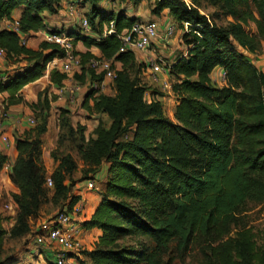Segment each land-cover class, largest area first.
<instances>
[{
    "label": "trees",
    "instance_id": "trees-1",
    "mask_svg": "<svg viewBox=\"0 0 264 264\" xmlns=\"http://www.w3.org/2000/svg\"><path fill=\"white\" fill-rule=\"evenodd\" d=\"M80 1L90 5L92 30L103 34L104 24L111 20L116 27V33L99 40L80 31L75 34L113 61L115 93L89 89L82 103L90 115L106 114L110 124L100 117L95 137L87 139L86 126L75 127L70 111L60 108L61 128H68L69 140H80L82 174L95 176L108 164L101 201L84 222L87 229L102 231L94 248L85 251L91 264H171V257L163 261L170 245L177 242L185 250L196 236L214 238L204 252L205 264H264L259 233L242 226L237 216L248 201H264V72L248 54L263 51L264 0H206L232 17L226 25L214 22L218 14L201 12L203 0H155L153 14L168 9L177 29L186 21L191 23L181 35L188 55H178L170 68V79L176 80L172 84L175 120L166 115L157 98L165 93L143 82L146 64L137 60L133 50H123L118 36L141 18L128 16L125 7L103 10L102 3L110 0ZM61 2L0 0V47L8 60L30 62L15 75L0 76V93H8L6 109L23 101L20 90L43 76L50 61L64 57L65 51L47 40L38 49L27 45L31 32L47 29L44 13H57ZM19 7L16 26H4V21L14 24L13 12ZM78 54L82 71L75 73L76 80L84 83L90 76L102 81L103 75L95 76L89 67L96 56L90 51ZM116 62L121 63L119 68ZM217 66L226 73L221 86L211 78ZM49 77L61 87L67 74L53 68ZM147 96L155 99L149 102ZM34 105L40 110L37 123L17 139L19 154L10 173L19 188L13 194L18 206L13 236L26 233L29 221L41 216L45 204L71 209L81 198L71 195L73 186L67 183L79 168L71 153L58 156L52 151L59 165L50 175L54 188L47 186L42 135L47 131L49 100L39 99ZM7 160L0 152V170ZM3 219L0 215V253L8 234ZM232 227L235 237L226 238ZM125 238L136 241L125 244ZM11 263L8 257L0 261Z\"/></svg>",
    "mask_w": 264,
    "mask_h": 264
},
{
    "label": "crops",
    "instance_id": "crops-1",
    "mask_svg": "<svg viewBox=\"0 0 264 264\" xmlns=\"http://www.w3.org/2000/svg\"><path fill=\"white\" fill-rule=\"evenodd\" d=\"M145 1L147 0H139L138 4L135 5V2L133 0H126L125 2H122L120 0H110L105 1L102 3L103 10L105 11H112V10H119L126 8V13L128 16L133 17H144L145 20H155L159 23L161 30H164L166 22L173 21L172 16L170 15V12L168 9H165L162 11L160 15H155L151 11L148 13H140L137 12L136 9L140 7ZM155 1V0H153ZM151 3V2H150ZM62 6L60 10L57 13H44V20L45 24L47 26L46 30H39V31H33L30 33L29 38L27 39V45L33 49H38L39 45L42 41L46 40V36L48 34V30H56L59 32H62L64 34L69 35L73 39V44L75 47L76 52L78 53H86L87 51H90L95 56H101L102 53L100 49L97 46H91L87 47L85 43L82 40L76 39V32L80 31L84 36L93 37L97 40L103 38L104 35V29L106 27V24H104L103 28V34H99L96 30H84L81 27L80 19L82 17H87L90 10V5L88 3H83L80 0H62L61 2ZM132 5V6H131ZM118 7V8H117ZM151 7H154V5L151 3ZM85 8H89V10H85ZM22 8L19 7L14 10L13 17L15 19L14 24L9 23V21H4V26L14 27L16 26V22L18 18L20 17ZM86 12V13H84ZM253 29H255V25H252ZM81 29V30H80ZM181 30L178 28L176 33H179V44L177 47L173 46L169 49L166 48V46L162 42H158V45L156 48L149 50L147 53H141V58L139 59L137 56V60L139 62H146L148 57L156 58L155 51L156 49L160 50L161 52H165L164 55L167 54L169 57L168 63L173 64L176 62L178 55H176L177 48L182 49L184 51L182 55L187 51L186 45L182 42L181 39ZM175 33V34H176ZM175 34L173 37H175ZM37 39V40H36ZM161 39V37L159 38ZM168 45L174 44V38L167 39ZM168 52V53H167ZM251 57V61L258 66L263 72H264V47L263 51L259 54H253L249 53ZM30 62L28 60L23 61H11L8 60L5 56L0 57V76L9 74V75H15L17 72L23 71ZM54 63H51L50 68L45 69L44 75L41 76L39 79L28 83L25 85L19 92V94L22 96L23 101L9 106L7 109L5 108V98L7 97L8 93L3 92L0 93V135H5L9 138V142H5L0 137V152L3 154H6L8 156L7 163H5L4 167L0 170V215L4 218L3 219V226L6 228V223L8 221V217L10 215L15 216L17 213L18 206L13 198L14 193L19 192V188L12 182L10 178V173L12 170L13 165L15 164L17 157H18V150L16 147V141L18 138H21L25 135V133L30 130L33 126L37 123V113H39V109L35 108V105L39 99L42 101L44 97L50 98L51 108L49 113V121L47 125V131L42 135V158L45 164L46 172L50 176L54 170L59 165V161L55 160V158L52 156V151L55 147H57L58 140H59V134L63 132V128H61V125H55V127L52 126V118L56 114V116H60V113H56L58 109L60 108H66L70 111L69 117L71 119V122L74 126L79 124L80 122L74 123L71 118L73 106L75 105L76 95H78L80 92L73 93L71 88L74 87L77 84V80L74 77H67L65 79L64 84L61 87H58L50 80V71L55 68L53 65ZM146 64V63H145ZM116 66L119 68L121 66V63L116 62ZM224 72V69L220 66H217L211 73L212 82L218 86L223 85V81L220 80ZM78 73H81L78 71ZM145 73L146 83L149 85L156 86L155 84H152L148 77L147 72ZM90 76L85 77V82L83 84V96L85 98V95L87 94L89 87L88 83L90 82ZM103 88L101 89L102 92L106 94H110L112 86L114 85L113 82L110 81V79H104L103 78ZM79 83V82H78ZM70 85V86H69ZM114 87V86H113ZM109 90V91H108ZM115 91V88L114 90ZM115 93V92H114ZM40 94L42 96H40ZM40 96V98H39ZM173 97V96H172ZM83 98V99H84ZM174 98V97H173ZM83 99L81 104L83 103ZM162 99H169L164 94L162 96ZM90 103H93V100H90ZM72 106V107H71ZM82 110H84L83 104L81 105ZM54 110V111H53ZM55 114L53 115V113ZM6 114V116H3ZM53 115V116H52ZM95 116H92V119L89 120V123H83V125L86 126L85 135L86 137H95V128L97 127L99 123V118L102 117L103 121L107 122L108 125L110 124V119L106 114L97 113ZM30 118H33L35 120L34 124H31ZM60 121V117H59ZM106 122V123H107ZM81 124V123H80ZM88 124V125H87ZM59 133V134H58ZM80 166L83 165V163L79 164ZM8 166V167H6ZM108 170V164L104 163L98 172L99 176L101 177L102 181L104 182L106 179ZM80 183L76 184L72 188V193H75V195L81 196L85 202L87 215L86 220L90 219L96 210V207L101 201V194L97 193L96 191H89L88 189H84ZM11 203L14 205L15 210L10 211L5 209V204ZM16 211V212H15ZM43 213V212H42ZM43 218H39L36 221V224L39 220ZM16 218L12 217V223L15 222ZM7 229V228H6ZM87 244L89 247L95 246L96 241L98 240L99 236L102 234L101 229L94 227L91 229H88L87 231ZM37 245V244H36ZM46 251L42 249L41 256L43 254H46L47 257H50L48 253H45ZM51 264V263H50Z\"/></svg>",
    "mask_w": 264,
    "mask_h": 264
},
{
    "label": "built area",
    "instance_id": "built-area-1",
    "mask_svg": "<svg viewBox=\"0 0 264 264\" xmlns=\"http://www.w3.org/2000/svg\"><path fill=\"white\" fill-rule=\"evenodd\" d=\"M80 24L84 30L91 29L87 17H82L80 19ZM190 26V22H184L183 27L180 28V33L182 34L184 31H188ZM176 31L177 26L173 21L166 22L164 30L162 31L159 23L155 20H138L135 21L131 27L122 30L118 36L121 39L123 50L144 52L151 50L155 41L160 37L165 40L170 39ZM112 33H116L114 20L107 23L104 29L105 36ZM46 40L58 44L65 51L64 57L55 58L50 61L47 64V69L50 68L51 63H54L53 65L55 68L66 73L67 77H74L75 73L82 71L81 57L75 50L72 37L62 32L48 33ZM187 55L188 52L186 51L182 56ZM4 56L5 50L0 47V57ZM145 63L146 69L144 72H147L149 81L152 84H155L161 91L170 93V95L174 97L176 105L177 99L172 91V83L170 79L171 64L160 57H148ZM89 67L94 71L95 76L102 74L104 79H110L111 82H113L116 77V70L113 66L112 60L96 56L90 60ZM225 77L226 73L224 71L220 80L224 81ZM88 86L90 89L101 91L103 88V81L97 79L90 80ZM71 90L73 93L81 92L83 91V84L77 82ZM147 97L149 102L155 99V97L152 98V96ZM157 98L162 101V96H158ZM3 116H6V114ZM30 122L31 124H34L35 120L30 118ZM0 137L5 142H9L7 136L1 134ZM47 186H53L51 176L47 177ZM86 188L88 190L97 189V181L95 177L87 180ZM5 208L10 211L15 210L14 205L11 203H6ZM83 211L84 202L81 197L71 209L64 208L37 222L33 241L38 246H41L42 249L46 251L45 253L51 254L52 257H54L55 262H53V264H81L83 259L82 253L87 250L86 244H84L82 240L83 231L87 229L84 225L86 218L83 215Z\"/></svg>",
    "mask_w": 264,
    "mask_h": 264
},
{
    "label": "rangeland",
    "instance_id": "rangeland-1",
    "mask_svg": "<svg viewBox=\"0 0 264 264\" xmlns=\"http://www.w3.org/2000/svg\"><path fill=\"white\" fill-rule=\"evenodd\" d=\"M150 2L153 5H155V1L147 0L142 5H140V7L136 9V11L140 12L142 14L148 13L153 8V7H151ZM202 4H203L202 11H201L202 13H203V11H205V12L209 13L210 15L211 14L212 15H216V14L219 15V17L215 18V20H214V22H216L218 25H226L229 21H232V17L224 15V13L221 10L219 5L209 3L206 0H203ZM85 10H87V8H85ZM88 10H89V8H88ZM84 13H86V12H84ZM140 18H141V20H145V18L142 16ZM178 35H179V33H176L175 37H173V36L170 37V38H174V44L168 45V40L161 38V39H158L157 41H155L152 49L156 48L159 41L162 42L166 46L167 49H169L173 46L177 47V45L179 44ZM148 51H144V52L138 51L137 52L138 58L142 59L141 53H147ZM175 52H176V55H181L184 51H182V49H180V48H177V50ZM163 53L165 54V52H163V51L161 52L160 50L156 49V51H155L156 58L160 57V58H162L168 62L169 57L167 56V54L164 55ZM145 81H146V78H145V73H144L143 82H145ZM175 82H176V80L174 78H171V83L173 84ZM110 86H111L112 90L109 93L114 94L115 91H113V90L115 87H113L114 85L112 86V84H110ZM89 89H90V87H89ZM163 93H165L167 98H169L166 100L162 99L164 111L169 118H171L172 120H175V115H174V113H175L174 112L175 101H174V98L168 92H163ZM46 98H48V100H49V108H47L49 111H47V112L50 113L51 112L50 111V108H51L50 98L44 97L42 100V103L45 101ZM83 98H84V96H83L82 91L78 95H76L75 105H72L73 110H72V114H71L72 121L74 123L79 121L82 125H83V123H89L90 119L94 120V119H92V116L89 114L88 110L84 106H83L84 110H82L81 102H82ZM40 105H41V103H40ZM41 106H43V105H41ZM56 113L61 114L62 113L61 109H58V111ZM54 114H55V112L53 113V115ZM93 116H95V115L93 114ZM59 117L60 116H56V114H55L54 117L52 118V126L53 127H55V125H59V123H60ZM106 122H107V118H106ZM106 122H105V124L108 125V122L107 123ZM75 127H77V126H75ZM55 129H56V127H55ZM68 135H69L68 128L64 132H61L59 134V140H58L59 143L57 144V147H55L53 149V151L58 156H60L62 154V152L63 153H71L72 156L74 157V159L77 160L78 164H81V163H83V161L80 159V154L78 152V145L80 143V140L76 139L73 142L72 140H69ZM88 138L89 137H87V139ZM83 165L82 166L79 165L78 171L74 173L73 178H71V179L68 178L67 183L72 185V186L80 183L81 185H83L82 187L84 189H87L86 188L87 180L89 178L95 177L96 181H97V189L89 190V191H91V192L96 191L97 193L101 194V188L104 186V182L102 181L101 177L99 176V174H96L95 176H93L92 174H87L86 176H84L81 172V170L84 168ZM52 187L54 188V183H53ZM52 187H50V188H52ZM71 193H72V191H71ZM71 195L74 196L75 193H72ZM83 202H84L83 215L85 217L88 214L86 211V206H85L86 200L83 199ZM5 209L7 210V208H5ZM62 209H63V207L57 206V205L49 202V203L44 205V207L42 209L43 213H41V216L39 218H45L47 216L53 215L56 212L61 211ZM16 211H18V209ZM16 214H15V216L10 215L8 217V221L6 223V228H7L8 234L5 237L6 242L4 245V249L0 253V261L3 262V260L8 257L10 260V263L12 261H14L11 264H50L49 261L55 262L54 257H52L51 254H49L50 255L49 258L46 256V254H43L41 256L42 247L36 245V243L33 241L34 230L36 228V221L39 218L31 219V221H29V228L30 229L26 233H23V234L18 235V236L11 235V231L13 230V228L16 225V220H15V222L12 223V217L16 218ZM241 215H243L242 216L243 218H241ZM237 216H238V218H240L239 222L242 226L252 227L255 229V231L257 233H259V237H258L257 241L260 244L261 243L264 244V201H262V202L248 201L244 205V209H243L242 213L238 214ZM87 231L88 230L85 229L83 231V235H82V240H83L84 244H87V241H86V238H87L86 235L88 233ZM235 234H236V228L232 227L230 233L228 234V236L226 238L232 239L235 237ZM210 238H211V236H196L189 243L188 247L185 250L179 249L177 247V242H173L170 245V248L163 254V261L165 262L168 260L169 257H171V259H172L171 264H205L207 258L205 256L204 252L208 251V249H207L208 245L212 242V239H214V238H212V239H210ZM125 240H126L125 244L129 243L128 242L129 240H130V243H134L136 241L135 238H134V240L132 238H125ZM86 247H87V250H92L94 248V246L92 248V247H89L88 245H86ZM87 250H85V251L87 252ZM85 251L82 253V257H83L82 260L84 262H81V264H91L90 259L85 254L86 253Z\"/></svg>",
    "mask_w": 264,
    "mask_h": 264
}]
</instances>
